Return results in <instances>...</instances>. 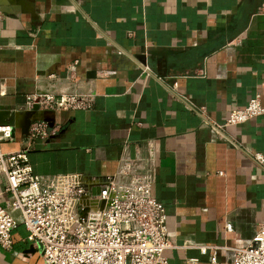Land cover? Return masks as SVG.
I'll list each match as a JSON object with an SVG mask.
<instances>
[{
	"label": "crops",
	"instance_id": "0c3cea01",
	"mask_svg": "<svg viewBox=\"0 0 264 264\" xmlns=\"http://www.w3.org/2000/svg\"><path fill=\"white\" fill-rule=\"evenodd\" d=\"M68 1L0 0V108L15 123L1 149L27 148L41 176L100 181L121 158L153 167L168 264H212L198 244H247L264 224V169L251 157L264 155V114L225 120L254 95L264 106V0ZM73 62L76 78L61 80ZM44 91L94 95L90 108L43 113L57 132L32 142L25 98ZM4 187L0 176L2 206ZM13 237L0 264L27 253L22 225Z\"/></svg>",
	"mask_w": 264,
	"mask_h": 264
},
{
	"label": "built area",
	"instance_id": "2783aa9c",
	"mask_svg": "<svg viewBox=\"0 0 264 264\" xmlns=\"http://www.w3.org/2000/svg\"><path fill=\"white\" fill-rule=\"evenodd\" d=\"M77 63L66 68L61 80L76 78ZM94 94L33 92L26 95L23 110L34 111L27 124V138L55 136L43 113L86 109ZM264 114L258 95L229 112L225 125H240ZM15 123L0 124V144L13 137ZM27 148L4 151L0 146V176L4 178L5 206L0 205V247L11 252L18 225L25 240L41 258L40 264H168L170 248L165 207L151 194L154 169L137 159L117 162L115 172L90 181L81 173L41 176L29 163ZM252 160L264 169V155ZM227 231H231L229 226ZM201 253H227V264H264V224H258L241 247L198 244ZM196 259H188L195 263Z\"/></svg>",
	"mask_w": 264,
	"mask_h": 264
},
{
	"label": "water",
	"instance_id": "95a60500",
	"mask_svg": "<svg viewBox=\"0 0 264 264\" xmlns=\"http://www.w3.org/2000/svg\"><path fill=\"white\" fill-rule=\"evenodd\" d=\"M24 0H7L8 4L13 5V4H20L23 6ZM57 4H63L64 3H68V0H55ZM3 9V8H2ZM6 9V8H5ZM143 64V63H142ZM10 113H11V117L13 116L12 112L9 111V107H3L0 108V124H11L13 125L14 120H11V122H6V120L10 117ZM34 113V111L31 112H26V120H27V124L29 123V119L31 117V115ZM14 119V118H13ZM28 253H33L35 252V250L32 247H29L27 250H25Z\"/></svg>",
	"mask_w": 264,
	"mask_h": 264
},
{
	"label": "rangeland",
	"instance_id": "374dc122",
	"mask_svg": "<svg viewBox=\"0 0 264 264\" xmlns=\"http://www.w3.org/2000/svg\"><path fill=\"white\" fill-rule=\"evenodd\" d=\"M14 256L16 255H13V258H16V259L18 258L20 260L18 261L20 262L19 264H40L41 263L40 256H38V254H36L35 252L33 253L27 252L26 254H19L17 257H14Z\"/></svg>",
	"mask_w": 264,
	"mask_h": 264
}]
</instances>
